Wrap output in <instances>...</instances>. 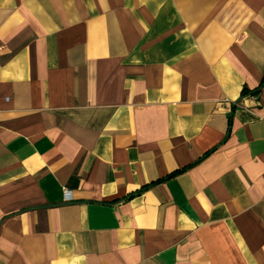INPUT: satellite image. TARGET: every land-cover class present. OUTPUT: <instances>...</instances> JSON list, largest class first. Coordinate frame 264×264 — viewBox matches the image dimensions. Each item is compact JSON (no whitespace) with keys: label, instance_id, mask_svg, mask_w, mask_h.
Here are the masks:
<instances>
[{"label":"crops","instance_id":"1","mask_svg":"<svg viewBox=\"0 0 264 264\" xmlns=\"http://www.w3.org/2000/svg\"><path fill=\"white\" fill-rule=\"evenodd\" d=\"M262 80L264 0H0V264H264Z\"/></svg>","mask_w":264,"mask_h":264},{"label":"trees","instance_id":"2","mask_svg":"<svg viewBox=\"0 0 264 264\" xmlns=\"http://www.w3.org/2000/svg\"><path fill=\"white\" fill-rule=\"evenodd\" d=\"M262 84H264V80H262L261 85H262ZM244 93H246V89L243 90V94H244ZM184 170H185V168H184L183 170H180V171L174 172L173 175H174V174H177V173H179V172H182V171H184ZM160 181H161V180H160ZM157 182H159V181H157ZM147 187H148V186L142 187V188L137 192V194H140L141 192H143Z\"/></svg>","mask_w":264,"mask_h":264},{"label":"built area","instance_id":"3","mask_svg":"<svg viewBox=\"0 0 264 264\" xmlns=\"http://www.w3.org/2000/svg\"><path fill=\"white\" fill-rule=\"evenodd\" d=\"M64 196L66 200L69 199V192L67 190L64 191Z\"/></svg>","mask_w":264,"mask_h":264}]
</instances>
